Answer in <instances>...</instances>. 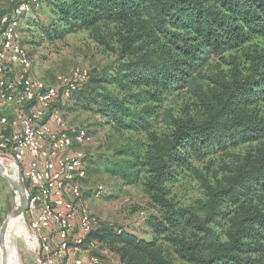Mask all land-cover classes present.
Instances as JSON below:
<instances>
[{
	"label": "trees",
	"instance_id": "1",
	"mask_svg": "<svg viewBox=\"0 0 264 264\" xmlns=\"http://www.w3.org/2000/svg\"><path fill=\"white\" fill-rule=\"evenodd\" d=\"M46 3L52 19L31 20L46 37L86 29L116 55L68 99L102 124L143 134L111 154L85 151L87 174L104 170L141 183L157 208L147 218L150 238L98 224L88 241L108 248L118 264H264V0ZM12 10L0 0V19ZM211 61L222 67L195 85ZM191 88L196 98L160 119L167 97ZM219 154L232 156L221 173L199 171L198 163ZM192 172L205 198L180 206L170 185Z\"/></svg>",
	"mask_w": 264,
	"mask_h": 264
},
{
	"label": "built area",
	"instance_id": "2",
	"mask_svg": "<svg viewBox=\"0 0 264 264\" xmlns=\"http://www.w3.org/2000/svg\"><path fill=\"white\" fill-rule=\"evenodd\" d=\"M39 5V0H20L0 19V151L15 156L30 183L28 211L40 251L38 264H104L100 243L88 241L95 217L79 204L87 169L85 150L78 145L90 134L68 124L55 107L91 71L76 66L59 74L55 83L35 76L18 28L20 19ZM102 192L96 189L97 195ZM71 253L72 261H64Z\"/></svg>",
	"mask_w": 264,
	"mask_h": 264
},
{
	"label": "rangeland",
	"instance_id": "3",
	"mask_svg": "<svg viewBox=\"0 0 264 264\" xmlns=\"http://www.w3.org/2000/svg\"><path fill=\"white\" fill-rule=\"evenodd\" d=\"M13 1L2 0L6 8L10 10L14 7ZM52 17V9L46 0H42V4L37 9L20 19L18 29L21 41L32 58L35 76L48 83H55L59 74H69L76 66L86 67L93 72L104 68L115 60V53L98 42L89 30L81 29L63 39L52 40L46 37L39 26L31 23V20L35 18H41L44 22H48ZM215 63V61H211L204 67L194 81L195 85L204 83L207 81L206 76L212 70L222 67L216 66ZM195 98L194 88L168 96L163 102V114L160 119L165 117V112L178 114L186 102ZM74 100L64 98L59 100L55 107L62 110L67 123L71 126L93 130L88 140L84 144L78 145L83 150L111 154L117 146L135 135L143 136L142 132L118 131L109 124H102L103 119L100 115L83 109L75 104ZM166 124V121L160 120L156 122L155 128L162 130ZM231 150L244 151L245 146L231 148ZM231 160L232 156L219 154L213 159L208 158L205 162L198 163L197 166L199 171L212 178L216 172L221 173L226 163H230ZM3 164L7 172L13 175L14 163L7 160L3 161ZM82 185L83 196L79 200V204L86 206L93 214L96 226L98 224H116L140 236L151 237L147 218L150 214L156 213L157 208L152 204L141 183H125L121 178L102 170L87 174L82 180ZM99 188H102L103 192L97 195L96 189ZM170 188L171 196L180 206L197 207L200 201L205 198L200 178L195 172L171 184ZM28 189H30L29 186ZM18 199L19 194L16 187L0 173V229L3 221L17 206ZM22 217H24V222L11 228L8 237L9 253L11 259L12 257L14 259L11 260V264H15L16 261L15 256H12L14 251L17 252L21 264H38L37 238L30 228L32 212L27 211ZM99 249L106 264H118L117 255L106 247ZM72 254L64 261H72V258L75 257ZM0 264H2L1 246ZM178 264H180L179 260Z\"/></svg>",
	"mask_w": 264,
	"mask_h": 264
},
{
	"label": "water",
	"instance_id": "4",
	"mask_svg": "<svg viewBox=\"0 0 264 264\" xmlns=\"http://www.w3.org/2000/svg\"><path fill=\"white\" fill-rule=\"evenodd\" d=\"M11 160L17 166L16 172L11 175L7 172L3 161ZM0 173L5 176L17 189L19 194V201L17 206L10 212V214L3 221L0 229V246L2 248V264H8L9 251H8V237L10 234L11 221L14 218L22 217L29 210L30 197L29 190L24 175V169L21 163L11 153L0 151ZM31 228V227H30ZM40 251L38 252V256Z\"/></svg>",
	"mask_w": 264,
	"mask_h": 264
},
{
	"label": "bare ground",
	"instance_id": "5",
	"mask_svg": "<svg viewBox=\"0 0 264 264\" xmlns=\"http://www.w3.org/2000/svg\"><path fill=\"white\" fill-rule=\"evenodd\" d=\"M14 168H15V169H14V172H16V170H17V166L15 165ZM22 222H24V217H17V218L12 219V221H11V225H10V229H11V228H15V227H17V226H18L19 224H21ZM9 247H10V244L8 243V251H9ZM1 253H2V248H1ZM12 253H13L12 256H15V259H16L15 264H21V262H20V258H19V256H18L17 252L14 251V252H12ZM9 260H10V263L8 262V264H11V260H12V261L14 260L13 257H12V259H11V254H10V253H9Z\"/></svg>",
	"mask_w": 264,
	"mask_h": 264
},
{
	"label": "crops",
	"instance_id": "6",
	"mask_svg": "<svg viewBox=\"0 0 264 264\" xmlns=\"http://www.w3.org/2000/svg\"><path fill=\"white\" fill-rule=\"evenodd\" d=\"M10 115H12V112H10Z\"/></svg>",
	"mask_w": 264,
	"mask_h": 264
}]
</instances>
